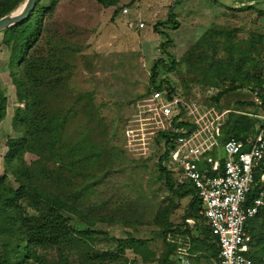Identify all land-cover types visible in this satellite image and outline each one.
<instances>
[{
    "label": "rangeland",
    "instance_id": "374dc122",
    "mask_svg": "<svg viewBox=\"0 0 264 264\" xmlns=\"http://www.w3.org/2000/svg\"><path fill=\"white\" fill-rule=\"evenodd\" d=\"M40 4L47 8L51 0H41ZM51 24L59 30L70 26L77 32L74 42H64L69 68L66 86L60 98L47 101L53 113L67 114L59 134L61 144L55 150L61 152L62 165L49 161V172L44 175L37 170L32 180L34 185L64 197L82 213L80 218L64 213L71 218L72 230L94 234L92 241L81 247L52 251L46 264H59V260L62 264H82L85 256L92 258L106 251L118 254L111 264L133 259L136 264H209L212 255L201 243V221L194 220L195 227L186 224L191 219L190 197L173 195L166 174L158 166L162 149L156 143L157 135L174 116L182 113V120H187L189 96L211 108L212 114L248 110L240 104L256 98L252 75L264 74V9L235 11L211 0H120L117 7L104 9L93 0H62ZM208 40L217 44L242 42L245 50L248 44L253 45L251 57L242 67L251 73V86L226 94L217 105L212 98L218 91L202 90L196 84L201 78L199 68H207L206 62L191 61L199 70L194 71L182 61L186 55L202 52L210 60L212 55L225 60L223 51L213 54L205 44ZM221 67L227 71L225 63ZM15 71L0 33V92L7 99L6 116L0 122V177L5 173L7 141L21 137L13 127L16 108H24L11 81ZM153 74L156 83L162 81L176 91L168 101L170 90H162L158 112L150 98ZM85 94L88 103L79 99ZM165 108L171 111L167 117L162 112ZM218 138L210 142L216 153L220 150ZM60 146L67 151L73 146L77 150L85 147V156L77 154L71 159L62 155L65 150ZM37 160L32 154L23 156L32 169ZM163 167L176 175L170 162H164ZM6 176L16 188L12 175ZM95 217L112 221L93 222ZM130 237L143 246L122 252L119 242Z\"/></svg>",
    "mask_w": 264,
    "mask_h": 264
},
{
    "label": "trees",
    "instance_id": "16d2710c",
    "mask_svg": "<svg viewBox=\"0 0 264 264\" xmlns=\"http://www.w3.org/2000/svg\"><path fill=\"white\" fill-rule=\"evenodd\" d=\"M40 1L37 2L34 11L26 21L12 29L1 32L3 43L10 51V66L16 68V71L11 74L16 98L18 102L24 103V108H16L15 110L13 127L21 134V137L7 141V152L4 159L5 173L0 177V264H46V257L52 251L61 253L66 248L81 247L86 244L85 241H92L94 234L90 230L83 232L72 230L69 225L71 218L65 216L64 213L76 214L79 218L82 213L64 197L34 185L32 180L37 170H41L39 173L44 175L49 172L46 164L49 161H56L62 165L61 152L55 150L58 151L56 145L61 144L59 134L67 114L58 110L53 113L49 109L47 101L60 98V93L66 86L69 79V68L64 42H74L77 34L75 28L70 26L61 30L51 26L56 8L62 0H51V4L47 8H44ZM93 1L107 9L117 7L120 0ZM211 1L217 4V1ZM22 6H24V0H0V18L12 11L13 14ZM244 10H250V8L235 11ZM114 15H117V12ZM217 42L218 44L208 40L205 41V44L212 48L214 55L216 50L223 51L226 54L225 60H220L212 55L211 60L215 59V61L211 62L204 52L197 56L191 53L182 58V61L190 65L194 71L198 69L190 64L191 61L206 62L207 68H199L198 76L201 78L196 84L202 90L216 89L218 91L217 95L212 98L216 105L226 94L251 86V73L249 69L243 70L242 67L246 66L253 50L252 44H248L245 50V45L242 42L228 41L224 44ZM171 63L175 64V61L171 60ZM222 63L226 64L227 71L221 67ZM155 69L156 67L153 68V72ZM252 79L256 82L253 86L255 87L254 91L259 98L263 99L264 74L252 75ZM226 82L228 83L227 86L225 85ZM164 88L170 90L166 96L169 101L172 95H176L174 87L169 84L163 85L162 81L156 83L153 74L150 81V95L153 92H162ZM79 99L80 101L87 99L90 102L88 94ZM88 102L85 101V103ZM240 106L249 107V111L255 108L253 102L243 103ZM6 107L7 99L0 92V122L6 116ZM182 117L183 114L181 113L173 118L171 126H186L193 130V126L187 120H182ZM254 133L252 119L236 113L235 110L229 111L224 118V124L218 138L220 150L217 153L214 150L211 155L217 157V154H220L219 160L223 164V156L220 153L223 144L230 139L246 144ZM164 138V134L160 131L156 140L158 146ZM165 147L164 153L160 154L158 166L161 172L166 174L167 184L170 186L173 195L182 199L190 197L191 219L188 218L187 220L201 221L202 224L199 227L202 228L201 231L204 234L201 243L211 253V259L217 260L219 255L218 241L216 237L211 235L199 214L201 204L197 192L191 184L185 181L180 182L178 176L168 172L163 167V163L168 161L170 146L166 144ZM60 148L65 150L64 147L60 146ZM84 149L85 147L77 150L76 146H73L68 151H63L62 155L71 159L77 154L85 156L83 154ZM44 150H48L49 153H45ZM26 154H32L38 158L33 164L35 166L33 169L23 162V156ZM199 165L201 168L204 167L203 164ZM261 166L262 170L256 172L255 175L256 182L260 173L264 172V160ZM7 173H10L14 178L16 188L9 183ZM56 177L60 178V175L57 174ZM256 189L257 186L255 185L248 195L249 202L255 195ZM27 209L30 210V214ZM92 221L110 223L112 220L107 221L95 217ZM195 226L196 223L194 222ZM195 229L197 230V228ZM247 234L250 237V243L246 257L256 264H264V220L258 217L251 220L247 226ZM143 244V242L130 237L125 241H120L118 246L123 252L125 248L137 250ZM40 251L43 253L42 255L39 254ZM117 256V252L106 251L95 254L92 258L85 256L83 259L85 263L82 264H91L90 262L93 260H99L100 264H111ZM58 262L62 264L63 260ZM122 264H127V260ZM131 264H136L135 259L132 260Z\"/></svg>",
    "mask_w": 264,
    "mask_h": 264
},
{
    "label": "built area",
    "instance_id": "2783aa9c",
    "mask_svg": "<svg viewBox=\"0 0 264 264\" xmlns=\"http://www.w3.org/2000/svg\"><path fill=\"white\" fill-rule=\"evenodd\" d=\"M215 1L225 3L227 8L233 10L252 9L264 2ZM139 26L143 28L144 25L140 23ZM161 95V92L150 95L157 112L160 110L157 101ZM263 100L264 93L263 99L256 94L253 110L236 112L253 120L255 133L246 144L235 139L226 141L221 149L223 164L219 160L220 154L217 157L211 155L214 150L210 142L219 137L228 111L212 114L211 108L202 106L189 96L185 113L194 129L172 127L171 121L176 115L170 119L168 127L161 131L165 136L160 142L162 153L168 144V162L176 169L179 180L182 178L180 182L185 181L196 190L201 204L199 214L211 235L217 238L219 255L217 260L211 259L209 264H256L246 257L250 243L247 226L256 217L264 220V172L260 173L257 182L255 179L256 172L262 170L264 160ZM162 112L167 117L171 111L165 108ZM199 164L204 167L201 168ZM255 185V195L249 202L248 195ZM186 223L190 227L194 226L193 220H187ZM127 264H131V261Z\"/></svg>",
    "mask_w": 264,
    "mask_h": 264
},
{
    "label": "water",
    "instance_id": "95a60500",
    "mask_svg": "<svg viewBox=\"0 0 264 264\" xmlns=\"http://www.w3.org/2000/svg\"><path fill=\"white\" fill-rule=\"evenodd\" d=\"M38 1L39 0H24V7L18 15L12 16L11 12L8 15L1 17L0 33L5 30L12 29L26 21L34 11Z\"/></svg>",
    "mask_w": 264,
    "mask_h": 264
},
{
    "label": "crops",
    "instance_id": "0c3cea01",
    "mask_svg": "<svg viewBox=\"0 0 264 264\" xmlns=\"http://www.w3.org/2000/svg\"><path fill=\"white\" fill-rule=\"evenodd\" d=\"M217 5H222V6H224V7L227 8V6H226L225 3H219V2H217ZM259 7H261V8L264 9V2H263V1L260 2V3L258 4V6H256V7H252V9H257V8H259ZM142 13H143V9H142Z\"/></svg>",
    "mask_w": 264,
    "mask_h": 264
},
{
    "label": "bare ground",
    "instance_id": "6f19581e",
    "mask_svg": "<svg viewBox=\"0 0 264 264\" xmlns=\"http://www.w3.org/2000/svg\"><path fill=\"white\" fill-rule=\"evenodd\" d=\"M21 11H22V10H21ZM21 11H20V12H21ZM20 12H19V13H20ZM19 13H16V14H14V15H12V16L18 15Z\"/></svg>",
    "mask_w": 264,
    "mask_h": 264
}]
</instances>
